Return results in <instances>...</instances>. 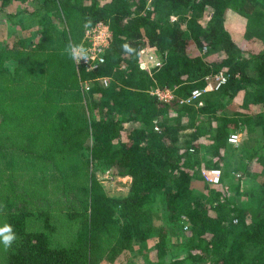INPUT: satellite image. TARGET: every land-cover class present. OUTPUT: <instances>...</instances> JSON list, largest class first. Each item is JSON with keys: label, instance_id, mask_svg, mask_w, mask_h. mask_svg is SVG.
<instances>
[{"label": "trees", "instance_id": "obj_1", "mask_svg": "<svg viewBox=\"0 0 264 264\" xmlns=\"http://www.w3.org/2000/svg\"><path fill=\"white\" fill-rule=\"evenodd\" d=\"M9 5L2 20L17 45L0 41V213L17 238L8 264L113 262L151 238L152 264H264V0H0V9ZM97 21L108 24L109 43L104 61L86 69L71 45ZM145 43L151 66L140 64ZM220 71L224 83L207 88ZM239 129L243 166L231 170L228 138ZM10 148L44 162L29 192L7 180ZM66 159L84 170L69 186L52 170ZM213 167L222 173L216 184L202 174ZM102 168L128 177L121 194L106 193ZM248 176L259 180L251 190ZM58 187L74 198L65 218L26 209L27 199L40 206L47 200L37 196ZM38 217L44 227L28 230ZM72 220L77 227L63 237L59 225Z\"/></svg>", "mask_w": 264, "mask_h": 264}, {"label": "rangeland", "instance_id": "obj_2", "mask_svg": "<svg viewBox=\"0 0 264 264\" xmlns=\"http://www.w3.org/2000/svg\"><path fill=\"white\" fill-rule=\"evenodd\" d=\"M12 5H9L7 7H4V9H0V41L2 43L8 42L11 43L12 48H15L14 42L12 41L14 39L13 35L11 33L8 32V27L11 24H8V22H6V20H2V18H4V16H2L4 14V11L7 9H11ZM208 11V10H206ZM204 11V17H207L208 13ZM53 17L59 19L57 13H55L53 11ZM247 20H245V22L243 23V25H241V27L239 28V30L241 32L244 31L245 27L248 26ZM69 28L70 25H69ZM13 33V32H12ZM8 38L12 39V40H7ZM17 39V36H16ZM46 41L48 40V37L45 39ZM71 45V49L73 48V46L77 45L78 43H74ZM50 45V46H49ZM55 46L53 43H49L48 42V47H52ZM199 52H203L204 50L198 49ZM149 54H154V52L152 51V49L145 43L142 48L140 49V57L142 59V61L144 62H148V55ZM25 87V85H24ZM24 88H19L18 90H22ZM17 90V91H18ZM19 94V92H18ZM171 95L170 92H163L160 94L161 97L163 98H169V96ZM16 98V97H15ZM19 104V100L18 99H14L13 101V106H18ZM88 112V111H87ZM86 112V113H87ZM75 117H73V119L75 120L77 118L78 113L73 114ZM72 115V116H73ZM242 130H238L236 132H234V134L237 136V141L235 143H233V147L235 146V148L233 149V155L231 156L230 160H229V164H228V168L229 169H234L236 167H242V165H240V151H239V146L241 143V141L244 139V134L242 135ZM2 134H5L6 132H0ZM1 140V139H0ZM84 141H87V138L84 139ZM11 146V145H10ZM7 154H6V158L7 160L9 159V157H11V153H14L12 158L14 159L13 162H10L11 164H13V168H9V173L12 174L9 178H7V180H12L13 182H16V187H22L26 192H29L30 190H32L33 188H29L27 187V182H30L33 180L32 176H37L40 173H42V169H43V165L44 162L40 161L38 164L30 161V160H25L22 157L19 156V154L17 153L16 150L13 149H8L7 150ZM35 151H45V149H43V147H38L35 149ZM9 161V160H8ZM31 163V164H35L36 166H32V165H25L26 163ZM55 164L53 165L54 168L52 169L54 172V176H55V180H57L58 183L63 182L65 183L67 186L70 185V183L74 184V183H78L79 181L83 180V172L81 168H79L78 170H73L70 167V163L71 161L66 159L62 162H57L54 161ZM82 162V160H81ZM58 164V165H57ZM104 171H97V178L98 181H100L101 185L103 186L104 190L106 191V193L108 195H118L121 194L124 190H125V182H127L128 177L127 176H119V175H115L114 173H112V171L109 169H105L102 168ZM230 170V174L232 175V171ZM59 171H65V173H59ZM60 175H65L67 177H65L64 179H61ZM2 178V176H0ZM223 182H227V181H233V177H230L229 175H225L223 176ZM52 178V177H51ZM60 178V179H57ZM5 180V178H2ZM254 181H252V180ZM250 176L247 177V179H244V185L243 187L246 189H253L252 184H256L259 182V180H256L254 177ZM205 180V179H204ZM227 180V181H225ZM6 181V180H5ZM206 182V181H205ZM233 183V182H232ZM254 186V187H255ZM5 188V187H4ZM62 187H58L55 188V190L53 189H49V190H44L42 191L36 199L38 198H42V199H46L47 201L43 202L42 204H40V206L38 205V203L35 200H28L26 202V209L30 208H36V206L38 207H43L44 209L47 210V212H50L51 215H53L54 213L58 212V215L60 214V212L62 211L64 213V211H67L69 208H71L72 203L74 201L73 195H69V193H65L63 194V192L61 191ZM232 188H229V191H231ZM3 191V192H2ZM251 195L252 193L250 191H248L246 193V195L242 196V200L246 201V200H250L251 199ZM2 197H4V190H3V186H0V199H2ZM67 202L70 203L71 206L67 205ZM14 212H17L15 209L13 210ZM1 212V211H0ZM50 217V215H49ZM64 218H65V213H64ZM63 218V220H64ZM29 220V219H28ZM66 221V220H64ZM29 227L28 230L30 228H34V229H38V228H43L44 225L41 222V220L39 219V217L37 219L34 220V218L31 220H29ZM4 225V217L2 216V213H0V227H2ZM78 223H74L73 220L66 223L65 225H59V227H62V233H63V237H68L69 238V231L68 228L69 227H77ZM75 228H73L74 230ZM43 230H46L45 228ZM48 234L50 237L52 236V232L50 233L49 230ZM54 235V234H53ZM180 240V239H179ZM177 239V237L173 236L172 241L177 244L179 243V241ZM153 245V238L151 239H147L146 241H136L132 244L131 248H126L124 250H122L119 255L114 259L113 262L107 261L105 259H101L97 264H152L154 259H155V253H154V249L152 247ZM11 252L10 248H5L4 245L2 243H0V264H8L7 260H8V256L9 253ZM165 260L170 259V255L167 254L164 257Z\"/></svg>", "mask_w": 264, "mask_h": 264}, {"label": "built area", "instance_id": "obj_3", "mask_svg": "<svg viewBox=\"0 0 264 264\" xmlns=\"http://www.w3.org/2000/svg\"><path fill=\"white\" fill-rule=\"evenodd\" d=\"M110 38V30L107 23L103 21H97L93 24L86 25L83 31V35L79 43L72 48V52L77 51L78 55L74 56V59L77 63L81 64L86 69H93L97 67L100 63L104 61V51L106 46L109 43ZM79 46V47H78ZM82 48V51L79 49ZM148 62L142 61L141 66H151L155 64V57L152 54L148 55ZM226 74L224 72H217L213 76V80L207 88H218L221 86L226 80ZM101 83L106 84L108 81L107 77L99 78ZM81 84L85 88H88V82L81 81ZM155 92L157 94H161L163 92H167V90H158ZM199 93V90L196 89L193 91V94ZM172 94L169 96L171 97ZM157 128V126H155ZM237 136L233 133L229 135V142L235 143L237 141ZM203 177L207 183L216 184L220 182L221 178V169L218 167L207 168L202 170Z\"/></svg>", "mask_w": 264, "mask_h": 264}, {"label": "clouds", "instance_id": "obj_4", "mask_svg": "<svg viewBox=\"0 0 264 264\" xmlns=\"http://www.w3.org/2000/svg\"><path fill=\"white\" fill-rule=\"evenodd\" d=\"M79 47V46H78ZM82 51V48L79 49ZM73 56L78 55L77 51H73ZM16 233L13 231L12 226L10 224H4L0 227V243L4 245L5 248H8L12 245V243L16 240Z\"/></svg>", "mask_w": 264, "mask_h": 264}]
</instances>
